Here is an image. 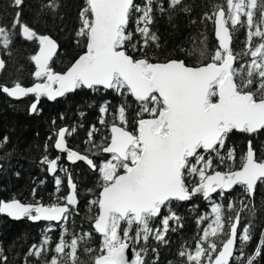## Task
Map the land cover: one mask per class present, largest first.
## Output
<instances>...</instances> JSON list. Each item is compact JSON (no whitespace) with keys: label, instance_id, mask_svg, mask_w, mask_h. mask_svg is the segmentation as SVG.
I'll return each instance as SVG.
<instances>
[{"label":"snow or ice","instance_id":"1","mask_svg":"<svg viewBox=\"0 0 264 264\" xmlns=\"http://www.w3.org/2000/svg\"><path fill=\"white\" fill-rule=\"evenodd\" d=\"M23 2L12 0L17 8ZM155 2L163 14V0ZM153 3L154 0H144L143 4L134 0H85L79 12L81 26L76 35L86 38V51L63 72H55L49 63L57 53V43L21 22L22 13L16 11L11 30L0 26V47L9 48L17 29L21 38L37 40L39 49L31 60L35 62L33 76L38 82L29 87L19 82L11 88L0 85V92L16 99L34 95L29 114H39L41 98L54 101L78 89L102 87L117 96L132 98L135 117L128 118L129 105L124 101L116 109L118 124L107 126L108 102L100 106L99 123L105 126L107 134L96 144L93 138L99 129L93 125L87 141L95 149L93 157H105L99 162L66 146V137L75 128L71 131L65 127L58 131L53 128L48 137L52 140L55 136L54 148L66 153L69 161L86 162L96 174L99 193L87 205L90 212L98 208L92 217L93 229L102 237L94 264H146L149 239L166 246L167 233L176 230L175 227L170 229V221L179 224L171 202L189 201L196 195H201L210 206V214H202L197 224L210 222L203 228L194 251L182 249L179 257L186 258L187 264H230V261L255 264L264 254V232L254 252L245 257L244 245L252 239L250 223L238 237L241 213L247 207L245 200L241 199L237 210L233 199L229 198L227 211L236 214L226 216L225 206L214 200L213 194H218L223 201L226 193L239 186L245 198L254 202L258 184H264V158L257 159L252 141H248L238 166L235 148L227 145L235 132L253 135L264 131V0H226V9L221 6L213 16L205 15V19L215 25L218 47L210 56V62L201 66H188L177 59L151 62L147 58L150 42L159 47L157 34L150 31ZM182 4L183 0H169L171 9ZM46 6L58 8L54 0ZM181 10L190 11L187 7ZM134 15V32L142 37V44L132 42L134 32L129 30V24ZM241 28L247 30L246 47L234 52L230 44L234 33ZM128 47L144 52V57L129 55ZM199 56L205 58V52L200 50ZM242 58L250 59L236 66ZM4 66L0 59V69ZM52 124L55 125V120ZM7 139L0 140V146ZM47 147L46 144L45 149ZM60 159V155L53 159L45 155L41 161L54 177L57 194L62 185L57 171L67 175L68 192L57 195L56 202L42 203L36 199L35 188L31 193L34 202L24 203L15 197L8 201L0 199V215L17 221L27 219L60 225L55 246L51 247V237L44 233L43 240L29 248L26 260L32 256L37 261L42 260V264H77L80 245H85L84 252L89 255L96 251L87 247L91 233L68 232L67 222L78 213L79 201L77 185L68 169L58 165ZM220 165L225 170H218ZM162 209L169 214L162 215ZM160 216L161 227L153 229V221ZM54 230L50 223L48 231ZM221 234L226 238L218 244ZM68 235H71L70 241L65 239ZM237 238L241 242L239 247H236ZM128 249L132 251L130 260L126 256ZM152 251L157 252V249ZM49 252L53 253L51 258L43 259ZM0 262L7 264L2 252Z\"/></svg>","mask_w":264,"mask_h":264},{"label":"trees","instance_id":"2","mask_svg":"<svg viewBox=\"0 0 264 264\" xmlns=\"http://www.w3.org/2000/svg\"><path fill=\"white\" fill-rule=\"evenodd\" d=\"M134 2L143 4L144 0H134ZM50 3H53V0H24L23 4L17 8L13 6L12 0H0V26L11 30L14 15L16 11H20L22 13L21 22L29 25L38 35H49L56 40L59 49L50 67L55 72H63L70 63L86 51V38L76 35L81 26L79 12L85 6V0H54L58 8L47 7L46 5ZM221 6L226 9V0H183L182 6L171 9L169 0H163L165 11L161 14L159 4L154 0L153 23L150 25V31L157 34L159 47L150 42L146 49L147 58L151 62L183 60L188 66H201L210 62V56L217 49L218 43L214 38V23L205 19V15L213 16ZM181 7H187L190 11H182ZM134 20L135 15L129 24V30L133 32ZM246 31V28H241L234 33L231 42L234 52H241L245 49ZM137 41L140 44L143 43L142 37L134 32L132 42ZM38 47L37 40L28 41L21 38L19 29H17L9 48L5 50L0 47L5 63L0 74V85L12 86L19 82L21 85L29 86L38 82L33 76L34 64L31 60V56L36 53ZM126 50L135 58H143L145 54L133 51L130 47ZM200 50L205 52L203 59L199 56ZM245 59L250 58H242L236 66H239V63L244 62ZM29 100L28 97L21 101H14L0 92V140L4 137L8 138L7 142L0 146V163L3 166L0 173V199L10 200L15 197L25 203L34 202L31 194L33 188L37 190L36 199H40L44 204L56 202L57 195H66L68 192L67 175L57 171L56 175H60L62 179L61 192L57 194L53 175L46 171L47 165L41 163L45 155L49 159L60 155L58 165L67 168L71 174L73 182L77 185L79 201L78 213L70 217L67 222L68 232L91 233L87 247L96 250L89 255L84 252L85 245H80L77 264H94V257L99 252L102 237L93 229L94 219L92 217L98 212V208H93L90 212L87 205L99 193L96 174L83 162L69 164L65 154L58 153L54 149L55 136L52 140L48 137L52 135L53 128L56 131L61 127H67L69 131L75 128V131L66 137L68 148L88 155L99 162L105 157H93L92 153L95 149L87 141L88 133L93 125L99 129L93 138L96 144H100L107 134L105 126L99 123L100 106L108 102L109 110L105 116L107 126L119 123L116 109L121 103L128 102L126 115L130 120L135 117L136 106L132 103L131 97L117 96L113 91H106L102 87L78 89L53 103L41 98L39 114H29ZM61 114H63V119H61ZM53 120H55V125L52 124ZM129 127L131 129L132 125L130 124ZM249 140L252 141L257 159L264 158V131L253 135L235 132L228 139L227 145L235 148L237 166L240 156L247 149ZM46 144L47 149H45ZM218 170L225 169L220 165ZM213 198L223 203L226 216L233 217L236 213L227 211L229 198L233 199L237 210L241 207V199L245 200L247 207L241 213L238 228L240 235L243 227L251 224L252 239L244 245V252L245 257L252 254L260 244L261 232H264V184H258L254 202L251 198H245L239 186L226 193L223 201H220L218 194H215ZM171 208L179 217V224L170 221V229L175 227L176 230L174 232L170 230L167 233L168 244L166 246L149 239L147 242L149 251L145 256L146 264H154V262L155 264H187L186 258L179 257V251L182 249L194 251L198 238L203 235V228L207 227L210 222L204 221L197 224L202 214H210V206L201 195H196L185 202L172 201ZM168 214L162 209V215ZM161 218L162 216L157 217L153 221V229L161 227ZM51 224L55 227L54 231H48L49 224L33 223L27 219L11 221L0 215V252L7 258V264H42V260L37 261L32 256H28L26 260V254L33 244H39L43 240L44 233L51 237V247L55 246L60 236V225ZM225 238L221 234L217 243L219 244ZM65 239L70 241L71 235L66 236ZM240 243L237 238L236 247H239ZM153 248L157 249V252H153ZM52 254L49 252L43 259H50ZM230 264H235V262L230 261ZM255 264H264V254L257 258Z\"/></svg>","mask_w":264,"mask_h":264},{"label":"water","instance_id":"3","mask_svg":"<svg viewBox=\"0 0 264 264\" xmlns=\"http://www.w3.org/2000/svg\"><path fill=\"white\" fill-rule=\"evenodd\" d=\"M49 36V35H48ZM51 39H53L54 40V42H56V40L54 39V38H52L51 36H49ZM214 38H215V40L217 41V39H216V37H215V25H214ZM57 43V42H56ZM217 43H218V41H217ZM57 45H58V43H57ZM230 47H231V44H230ZM38 49H39V47H38ZM38 49H37V51H36V53L38 52ZM58 49H59V45H58ZM58 51V50H57ZM35 53V54H36ZM84 54V53H83ZM56 55V54H55ZM55 55H54V57H55ZM82 55V54H81ZM0 59H2L3 60V58H2V56H1V51H0ZM49 63H51V61L49 62ZM5 64V63H4ZM33 64H34V72H35V70H36V68H35V62L33 61ZM2 70L3 69H0V74H1V72H2ZM33 72V73H34ZM34 84V83H33ZM32 84V85H33ZM32 85H29V86H32ZM13 86V85H12ZM12 86H8V87H12ZM21 86H23V87H29V86H24V85H21ZM72 93V92H71ZM8 96V95H7ZM28 96H34V95H32V94H30V95H28ZM27 96V97H28ZM9 97V96H8ZM64 97V96H63ZM63 97H58L56 100H54V101H50V100H48L47 98H45L48 102H50V103H53V102H55V101H57V100H59V99H61V98H63ZM11 100H14V101H20V100H22V99H24V98H26V97H23V98H20V99H16V98H12V97H9ZM33 103V102H32ZM31 103V104H32ZM30 104V105H31ZM39 105H40V102H39ZM39 105H38V107H39ZM29 108H30V106H29ZM65 128H67V127H65ZM66 146L68 147V145H67V140H66ZM55 149V148H54ZM56 150V149H55ZM58 153H60L58 150H56ZM79 153V152H78ZM61 154H65V157H66V161L69 163V164H71V165H73V164H77L78 162H83V161H77V162H75V163H72L71 161H69L68 159H67V156H66V153H61ZM79 154H81V153H79ZM82 155H84V154H82ZM83 163H85L86 164V162H83ZM2 169H3V166H2V164L0 163V173H1V171H2ZM214 195V194H213ZM78 198V197H77ZM5 201H8V200H5ZM25 203V202H24ZM3 216H5V217H7L6 215H3ZM8 219H10V220H12V221H17V220H13V219H11V218H9V217H7ZM23 220V219H22ZM19 221H21V220H19ZM32 222V221H31ZM39 222H44V223H54V224H57L56 222H47V221H39ZM39 222H33V223H39ZM236 243H237V241H236ZM126 256L129 258V260L131 259V258H133L132 257V251H131V249H128V250H126Z\"/></svg>","mask_w":264,"mask_h":264},{"label":"flooded vegetation","instance_id":"4","mask_svg":"<svg viewBox=\"0 0 264 264\" xmlns=\"http://www.w3.org/2000/svg\"><path fill=\"white\" fill-rule=\"evenodd\" d=\"M29 97V101H30V104L34 101V96H28ZM28 97H26V98H28ZM25 99V98H24ZM45 99V98H44ZM23 100V99H22ZM46 100V99H45ZM21 101V100H20ZM47 101V100H46ZM40 103H41V100H40ZM50 103V102H49ZM39 107H40V105H39ZM38 107V108H39ZM215 195V194H214ZM213 195V196H214ZM10 220V219H9ZM12 221V220H11ZM39 223H41L42 225H44V224H50V223H44V222H39ZM238 237H239V228H238Z\"/></svg>","mask_w":264,"mask_h":264}]
</instances>
